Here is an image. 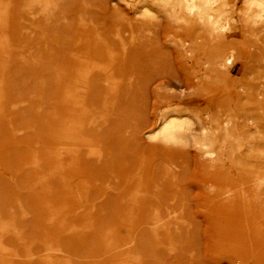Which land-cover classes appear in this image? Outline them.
Segmentation results:
<instances>
[{
	"label": "rangeland",
	"instance_id": "374dc122",
	"mask_svg": "<svg viewBox=\"0 0 264 264\" xmlns=\"http://www.w3.org/2000/svg\"><path fill=\"white\" fill-rule=\"evenodd\" d=\"M259 3L0 0V264H264Z\"/></svg>",
	"mask_w": 264,
	"mask_h": 264
},
{
	"label": "crops",
	"instance_id": "0c3cea01",
	"mask_svg": "<svg viewBox=\"0 0 264 264\" xmlns=\"http://www.w3.org/2000/svg\"><path fill=\"white\" fill-rule=\"evenodd\" d=\"M8 51L9 48H5L4 51H0V55L1 56L6 55ZM14 68H15V62H13V60L11 62L4 60L0 61V95L2 96L7 94L14 95V94H18L19 92V77H17L18 74L15 75L13 73ZM64 85L67 86V84ZM76 92H78V87H76ZM2 101L3 98H0V104L2 103ZM62 116H64L63 113L61 115H58V118L63 119L61 118ZM47 117L51 118L52 116L49 115ZM66 117L75 118L73 114L71 115V117L70 115H66ZM58 122H60V120H58L56 123L54 122L52 124L51 123L49 124V129H48L49 133H53L55 135L56 133H60V134L61 132L64 133L63 131L65 130H63L64 129L63 124L61 123L60 125Z\"/></svg>",
	"mask_w": 264,
	"mask_h": 264
},
{
	"label": "bare ground",
	"instance_id": "6f19581e",
	"mask_svg": "<svg viewBox=\"0 0 264 264\" xmlns=\"http://www.w3.org/2000/svg\"><path fill=\"white\" fill-rule=\"evenodd\" d=\"M259 6H261L263 8V11H264V4L263 3H259ZM220 30H221V32L225 33L226 32V27L224 25H220ZM223 61L226 64L231 63V56H229V55L225 56ZM92 148H93V150L95 149L94 147H92Z\"/></svg>",
	"mask_w": 264,
	"mask_h": 264
}]
</instances>
